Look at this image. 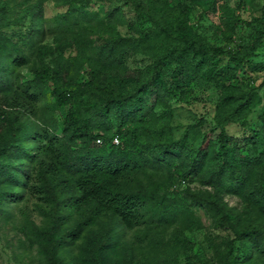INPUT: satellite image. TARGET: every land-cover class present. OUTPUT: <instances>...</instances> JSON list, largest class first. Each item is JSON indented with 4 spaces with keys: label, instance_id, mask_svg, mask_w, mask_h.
<instances>
[{
    "label": "trees",
    "instance_id": "trees-1",
    "mask_svg": "<svg viewBox=\"0 0 264 264\" xmlns=\"http://www.w3.org/2000/svg\"><path fill=\"white\" fill-rule=\"evenodd\" d=\"M42 1L0 0V219H9L7 207L23 192L42 201V223L23 231L43 264H107V249L78 243L85 233L98 222L131 229L148 221L180 226L166 264H264V90L253 86L264 64L252 61L264 47V0L251 20L236 13L239 6H223L224 43L208 40L190 20L193 5L216 11L218 0H125L143 27L125 35L104 30L89 46L84 29L99 13L90 8L112 0H55L66 7L54 17L63 35L53 49L38 45L31 78L17 84L15 69L31 61L23 51L28 38L4 28L17 22L10 17L15 7L37 16ZM238 25L253 27L245 46L232 45ZM137 54L149 61L128 67ZM194 88L217 92V116L192 145L196 125L173 139L156 124L159 110L170 100L189 101ZM233 123L247 131L228 134ZM193 177L216 192L194 203L227 233L213 263L197 258L183 233L195 222L192 203L170 193L176 181ZM218 192L238 196L246 216L227 208Z\"/></svg>",
    "mask_w": 264,
    "mask_h": 264
},
{
    "label": "rangeland",
    "instance_id": "rangeland-1",
    "mask_svg": "<svg viewBox=\"0 0 264 264\" xmlns=\"http://www.w3.org/2000/svg\"><path fill=\"white\" fill-rule=\"evenodd\" d=\"M8 1L11 5L12 2L19 0ZM35 1L30 0V2ZM138 1L146 3V0ZM260 4V0H218L216 11L210 9L208 3L195 4L192 7L190 20L208 40L224 43V37L228 34V30L225 26L223 6H239L236 13L245 20H251L258 14ZM65 9V6L58 4L55 0H43L41 11L37 16L26 13L22 7L13 9L10 17L16 18L17 22L11 21L4 30L9 34H18L28 38V44L23 47V51L29 54L31 60L28 65L15 69L17 84H22L31 78L29 65L39 57L38 45L53 49L54 44L61 39L63 34L55 26L54 17L64 12ZM90 9L97 10L99 13L96 20L92 22L93 25L84 29L82 38L88 46L93 45L99 36H106L108 33L104 30L111 32L116 29L120 34L125 35L133 34L136 28L143 27V24L137 22L133 6L125 0H112L101 5H92ZM100 23L107 24V26L101 27ZM32 26L35 29L31 30ZM233 35V46H245L253 35V27L252 25H238L235 27ZM256 54L252 61L264 64V47L258 49ZM49 58L48 56L47 60ZM148 61L145 56L137 54L127 58L125 63L128 67H135L142 66ZM73 76L79 78L81 75L78 72ZM263 76L264 70L254 73L253 86H259L257 91L260 95L264 90L261 84ZM216 98L217 92L211 88L205 90L194 88L189 101L170 100L164 110H159L156 125L163 126L166 134L173 139L178 138L187 126L196 125L200 133L198 138L191 143L194 145L196 141L200 140L201 135L216 123ZM38 106L39 115L44 109L43 101ZM259 110L260 105L256 106L251 114L252 120L256 119ZM56 114L58 115L59 112ZM226 130L233 136H240L244 131H247L237 123L229 124ZM258 145L260 149H263L264 139L259 138ZM23 164H25V171L30 172L31 165L27 162ZM170 189L173 197L179 195L185 201L192 203L195 222L190 228L183 230V233L193 243L192 253L201 260L213 263L215 250H223L225 247L224 240L227 233L213 227L212 220L206 210L201 206H196L194 199L197 200L213 192L216 193L215 190L202 183L198 177H193L191 181H176ZM22 195V199L7 207L10 213L9 219H0V264H43L36 247L31 246L26 240L23 227L42 223L44 215L41 209L44 205L41 200H38V197L28 192H23ZM219 198L234 213L246 216L245 204L238 196L219 193ZM103 224L98 222L92 226L78 243L86 242L90 244V247L92 244L96 245L95 247L100 244L102 249H107L111 254V257L108 256L109 258L106 259L107 264H166L167 257L169 259L175 257L177 246L172 238L180 228L179 225L162 228L158 227L155 222L148 221L140 227L127 229L113 228L108 223ZM109 227L113 228L112 233L109 231ZM157 241L160 243L157 244ZM113 243L116 244V250L109 248V245ZM74 250L76 251L77 248Z\"/></svg>",
    "mask_w": 264,
    "mask_h": 264
},
{
    "label": "built area",
    "instance_id": "built-area-1",
    "mask_svg": "<svg viewBox=\"0 0 264 264\" xmlns=\"http://www.w3.org/2000/svg\"><path fill=\"white\" fill-rule=\"evenodd\" d=\"M113 142L114 143H117L118 142L117 138H114Z\"/></svg>",
    "mask_w": 264,
    "mask_h": 264
}]
</instances>
